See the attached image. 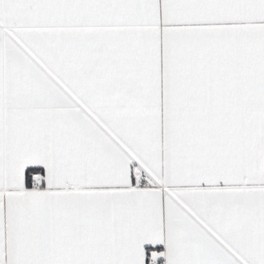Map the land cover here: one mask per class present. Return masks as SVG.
<instances>
[{
	"label": "snow or ice",
	"instance_id": "snow-or-ice-1",
	"mask_svg": "<svg viewBox=\"0 0 264 264\" xmlns=\"http://www.w3.org/2000/svg\"><path fill=\"white\" fill-rule=\"evenodd\" d=\"M0 264H264V0H0Z\"/></svg>",
	"mask_w": 264,
	"mask_h": 264
}]
</instances>
